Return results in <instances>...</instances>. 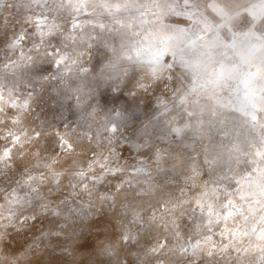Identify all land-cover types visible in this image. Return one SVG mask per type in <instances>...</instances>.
Masks as SVG:
<instances>
[{
  "label": "rangeland",
  "instance_id": "obj_1",
  "mask_svg": "<svg viewBox=\"0 0 264 264\" xmlns=\"http://www.w3.org/2000/svg\"><path fill=\"white\" fill-rule=\"evenodd\" d=\"M0 0V91L7 97L10 89L15 95H32L31 107L21 127L31 130H51L81 123L82 111L76 107V96L87 104L93 96L94 103L107 110L125 111L126 123L116 139L122 156L130 163L136 159L133 147L135 138L144 122L150 118L152 94L161 95L159 114L165 123L176 119L184 128L186 138L180 150L169 162L177 172L186 170L190 159L203 155L202 144L207 142L210 122L222 117V104L230 94L229 83L246 77L247 122L234 121L233 133L224 139L215 151L223 155L218 172L239 173L245 167L241 157L251 151L264 138V0H253L237 12L225 8L229 0ZM216 3V5H213ZM186 4L190 5L186 9ZM237 7V6H236ZM78 17V26L69 33L70 21ZM44 21L41 35L35 31V20ZM103 26V27H102ZM234 34H238L234 49L227 48ZM107 42L100 43V38ZM202 37V38H197ZM19 40L15 47L11 41ZM179 46L170 48L163 58L155 59L156 52L165 42ZM89 45L94 61L89 59ZM60 47L75 63L69 69H57L49 64V51ZM144 48L147 55L142 60H129L136 50ZM225 71L217 70L219 64ZM95 64V66H94ZM175 85L165 81L174 65ZM81 66L88 71H81ZM64 79L61 81L59 75ZM134 74L132 88L137 100L126 105L125 94L116 102H106L113 93L107 90L117 77ZM212 75L215 84L204 88L196 98V117L180 121V97L192 99V87L197 80ZM79 90V91H77ZM164 90V91H160ZM83 106V105H82ZM107 113H98L97 121H103ZM254 118V119H253ZM214 135L220 138L221 133ZM55 147L53 137L44 143L46 151ZM70 163V162H69ZM27 167L19 159L11 168H0V196L16 189L25 178ZM158 186L150 196L144 197L148 206L158 198H167L175 192V186L166 183V177L157 178ZM107 187V186H105ZM261 190L257 182V191ZM50 203L64 208V217L70 219V232L54 229L64 217H56L37 210L28 214L24 224L9 227L8 236H17L24 244L20 254H26L31 264H144L150 259L147 250L155 240H167V245L155 260L171 264H191L192 257L178 255L182 240L177 238L176 225L187 234L181 211L176 209L161 216L159 224L146 232L139 241H130L118 255L100 254L101 240L119 241V219L107 207L83 215L81 201L66 189L51 191ZM260 197H257L259 199ZM217 198V205L222 201ZM33 215L35 218H33ZM264 209L256 206L237 216L241 231L234 243L248 250L247 254L234 250L217 252L211 260L203 253L199 264H256L257 232L254 230ZM104 221V227L99 222ZM8 227V225H5ZM223 225H218L219 231ZM96 233H103L96 239ZM217 245L226 243L216 236ZM33 248L37 250L33 252ZM240 257V261L237 257ZM56 258H59L57 261Z\"/></svg>",
  "mask_w": 264,
  "mask_h": 264
},
{
  "label": "snow or ice",
  "instance_id": "obj_2",
  "mask_svg": "<svg viewBox=\"0 0 264 264\" xmlns=\"http://www.w3.org/2000/svg\"><path fill=\"white\" fill-rule=\"evenodd\" d=\"M35 2L39 4L43 0ZM188 7L190 5L186 4V9ZM78 23V17L74 16L68 29L70 34L74 33ZM43 25V20H35V31L41 35ZM237 38L238 34H234L227 48L234 49ZM19 42L13 40L10 46L15 47ZM100 43L106 45L107 42L101 37ZM91 48L92 45H89L88 55L94 61ZM170 48L180 50L178 45L173 46L165 40L152 53L153 58H163ZM147 54L144 48H140L136 50L135 56L129 55L128 59L139 61ZM47 56L50 58L49 64L57 69V73L61 68L69 69L70 63H75L60 47L49 51ZM179 66L175 64L174 69L170 70L164 90L168 85H175V69ZM217 70L223 72L226 69L221 63ZM81 71L86 72L88 69L81 66ZM125 75L126 79L117 77L116 82L107 88L113 95L106 102L114 103L125 94L131 98H126V105L137 100L136 91L131 86L134 74ZM59 77L61 81L64 79L62 75ZM214 84L213 76L209 75L194 83L191 100L180 97V121L195 119L196 98L202 89ZM246 84V77L233 79L229 83L230 94L222 104V117L213 120L208 126L207 142L201 146L203 155L190 159L186 170L182 172H177L169 162L180 150L186 135L180 123L174 122L175 117L166 123L161 120L158 107L161 103L160 94H152V114L138 131L133 144L136 159L130 163L123 158L116 139L127 121L125 111H109L100 107L94 103L95 96L87 104H83L81 97L77 95L76 107L82 111L80 124L75 127L66 126L63 130H29L21 126L31 107V93L17 96L10 89L5 97L3 91H0V168L13 167L17 159L27 167L20 185L6 196H0V264H31L26 259V254H20L24 244L17 236L7 235L9 227L26 223L24 218L37 210L64 217V208L50 203V192L59 189L75 194V198L81 201L79 207L83 215L107 207L119 219L118 244L114 239L108 243L101 240L100 254L118 255L123 246L133 240L138 242L144 233L156 227L163 214L176 209L181 211L182 222L188 231L185 234L180 225H176L177 238L183 243L178 250L170 251H176L182 257H192L191 264H199L202 253L209 261L217 252L228 253L234 250L247 254L246 248L237 247L234 243L237 233L241 231L236 217H243L246 210L256 206L264 209V138L251 151L243 154L241 158L245 161V167L239 173L218 172L223 155L215 151L233 133L234 121L247 122L249 114L246 111ZM98 113H107V116L103 121H97L95 116ZM216 132L221 133L220 138L214 135ZM50 136L55 140V147L48 152L44 143ZM160 176H165L166 183L175 186V192L167 198L149 202L145 207L142 203L144 197L152 195ZM258 181L260 191H257ZM220 196L223 199L217 205V198ZM104 223L99 222V227H104ZM218 225H223L219 231L216 230ZM54 230L66 234L70 232V219L64 217L62 224L57 225ZM254 230L258 239L256 264H264V215L260 216ZM102 235L103 233H96L95 238L101 239ZM216 236L224 237L227 242L217 245ZM167 243V240H155L147 250L150 259L145 260L144 264H151L163 252ZM36 250L33 248L32 251ZM237 260L240 261L239 256ZM155 264L171 262L156 259Z\"/></svg>",
  "mask_w": 264,
  "mask_h": 264
},
{
  "label": "crops",
  "instance_id": "obj_3",
  "mask_svg": "<svg viewBox=\"0 0 264 264\" xmlns=\"http://www.w3.org/2000/svg\"><path fill=\"white\" fill-rule=\"evenodd\" d=\"M217 1L222 4V2H221L222 0H217ZM252 1L253 0H229L230 5H228V7L225 6V8L227 10L237 12V11L241 10L242 8H244L245 6L249 5ZM213 5H216V3H214Z\"/></svg>",
  "mask_w": 264,
  "mask_h": 264
}]
</instances>
